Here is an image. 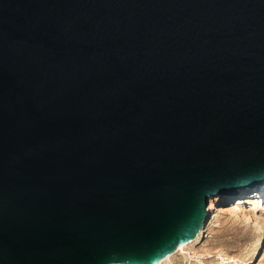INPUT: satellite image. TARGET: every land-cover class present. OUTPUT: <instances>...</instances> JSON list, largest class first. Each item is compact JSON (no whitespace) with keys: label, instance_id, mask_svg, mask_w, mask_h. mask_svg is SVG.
<instances>
[{"label":"water","instance_id":"95a60500","mask_svg":"<svg viewBox=\"0 0 264 264\" xmlns=\"http://www.w3.org/2000/svg\"><path fill=\"white\" fill-rule=\"evenodd\" d=\"M263 184L264 0H0V264H153Z\"/></svg>","mask_w":264,"mask_h":264},{"label":"rangeland","instance_id":"374dc122","mask_svg":"<svg viewBox=\"0 0 264 264\" xmlns=\"http://www.w3.org/2000/svg\"><path fill=\"white\" fill-rule=\"evenodd\" d=\"M221 199L216 200L213 207L208 199L202 223L207 221V226L202 238L181 251L176 250L163 264H264V249L254 254L260 239L264 248L263 201L253 202L243 196V202L238 205L245 211L241 214L232 210L234 202Z\"/></svg>","mask_w":264,"mask_h":264},{"label":"bare ground","instance_id":"6f19581e","mask_svg":"<svg viewBox=\"0 0 264 264\" xmlns=\"http://www.w3.org/2000/svg\"><path fill=\"white\" fill-rule=\"evenodd\" d=\"M243 196H247L248 199H253L252 201L254 202H262L264 203V184L263 185H256L254 187H251V188H244V187H241L239 188L238 192L236 194H218L216 196H212V197H209V199L211 200L210 202V207H213L214 205V202L216 200H222L221 198L223 199H226V200H231L232 202H234V208H232L233 211H236L238 213H241V214H244L245 211H243V209L241 207H239L238 205L241 204L243 202V200L241 199ZM214 197V198H213ZM236 201V203H235ZM251 201V200H250ZM231 208V207H230ZM230 208H227L228 211ZM238 215V214H237ZM246 216V214H245ZM206 222H204V224L202 225L200 231L198 232V234L190 241H187V242H183V243H180L176 250L177 252L178 251H181L183 250L185 247H189L191 246L192 244H194L195 242L199 241L200 237L203 236L204 234V230H205V227L207 226L206 225ZM207 231V230H206ZM202 238V237H201ZM262 241L260 239V243L259 245L257 246L254 254L255 255H258L259 253H261L262 251ZM175 250V251H176ZM173 252L167 256H165L164 258L160 259L159 261L153 263V264H163L165 263L166 261H168L169 259L172 258V256L176 253V252ZM253 252V251H252ZM253 254V255H254ZM249 263V262H248ZM251 263V262H250Z\"/></svg>","mask_w":264,"mask_h":264}]
</instances>
